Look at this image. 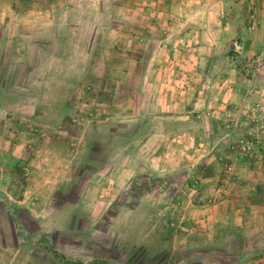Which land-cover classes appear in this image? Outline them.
Masks as SVG:
<instances>
[{
    "label": "rangeland",
    "instance_id": "1",
    "mask_svg": "<svg viewBox=\"0 0 264 264\" xmlns=\"http://www.w3.org/2000/svg\"><path fill=\"white\" fill-rule=\"evenodd\" d=\"M62 1L0 0V102L14 104L1 127L22 136L25 163L15 168L29 196L19 212L0 199V264H264L259 217L223 205L226 197L264 201L259 59L234 38L217 44L208 65L193 58L191 38L174 41L172 27L195 20L184 29L201 33L209 12L223 19L240 1L82 0L90 6L68 15L58 41L49 11ZM139 8L145 22H172L150 36L168 34L165 49L177 58L145 67L153 43L131 56L127 38L106 33ZM207 65L215 72L193 75ZM13 140L1 138L0 151Z\"/></svg>",
    "mask_w": 264,
    "mask_h": 264
},
{
    "label": "crops",
    "instance_id": "2",
    "mask_svg": "<svg viewBox=\"0 0 264 264\" xmlns=\"http://www.w3.org/2000/svg\"><path fill=\"white\" fill-rule=\"evenodd\" d=\"M73 1V2H71ZM212 3L209 2H202L203 5L209 6L216 2V0H211ZM240 2H237L236 4H228L226 5V9L224 10V17L220 20H215V15L212 14V12H209L211 14L208 21L202 22V27L206 28V31H202L201 33L199 31H191L188 33V31H185L184 27H189L190 23H193L194 28L195 24H199V21L193 20L192 22H185L183 20L177 21V23L173 24L172 27H175L174 32V41H181L185 38H191L192 41H194L195 49L193 51L191 50V54L194 59H202V60H208L209 61L215 59L217 56L218 48L221 46L219 45L217 47V44L224 43L225 47L226 44L232 43L234 38H237V41L240 42L245 46V57L248 58H256L259 59V75H264V0H239ZM82 0H63L62 2L55 5L53 8L50 9L49 13V20H51V23L53 25L52 33L51 35L53 37H58V41H60L62 32L64 31L66 25H70L71 21L69 20V14L73 12L79 11V6L85 4V7L90 6L89 3H82ZM115 2V1H114ZM198 3V2H197ZM115 7L125 9L122 3H116ZM200 4V3H199ZM2 5V3H0ZM203 5H195L194 11L199 10ZM82 7V6H81ZM145 10V9H144ZM148 10V9H146ZM133 12L132 19L129 22H121L116 21L113 19V25H111V30L106 29V33H109L111 35H115L117 37V41H121L125 38L128 40V51L131 53L130 55L133 56L136 53L137 45L140 47L143 45V47L151 42L156 47V51H150L144 53L145 55L142 56V60L144 61L145 67L146 64H148L149 60L155 59L154 57H159L162 59L163 57H166L167 54L170 58L174 57L177 58L178 55L174 54V51L176 49H165V42L167 43L166 36L169 37V35H162L161 33L150 36V30L153 31L157 28L162 29L163 27H166L169 29L168 26L172 25V22H169V20L164 19H153L149 22H145V20L141 19V13H143V9H134L129 10ZM200 11H203V8H201ZM2 12V9L0 8V13ZM218 12V11H217ZM60 15V13H63L64 21L60 23L59 21H56L55 17L53 15ZM215 18V19H214ZM233 19V20H232ZM4 18L0 22V26H3ZM6 21V20H5ZM119 25V26H118ZM199 25V26H200ZM101 26H105V24L102 21ZM191 26V25H190ZM127 28V29H125ZM180 28V29H179ZM172 29V28H171ZM179 29V30H178ZM144 31V33H143ZM165 29L163 28V34H165ZM138 33H142L139 36ZM103 34V32H102ZM106 35V34H103ZM108 35V34H107ZM65 36V35H64ZM98 41V40H96ZM102 41H104L102 39ZM146 47L144 49H146ZM163 47V48H162ZM182 50V47H178ZM226 49V48H225ZM170 50V53L169 51ZM190 53V52H189ZM140 55V54H139ZM56 58L57 55H54ZM137 56V55H136ZM145 56V57H144ZM191 56V57H192ZM136 57V62L137 59ZM149 65V64H148ZM197 65H200V63L197 61ZM206 66V68L201 66H195V68H192L193 75L200 76L204 74H212L215 72V66ZM211 65V63H210ZM162 66H155L153 69L156 71L157 74L163 70L161 68ZM154 71L151 70V74L154 73ZM258 71V70H257ZM1 77V76H0ZM6 77L0 79V87L6 88ZM14 82L16 80L10 79L8 82L9 89L13 87ZM199 104V103H198ZM13 102H0V137L1 138H12L14 139L12 141V146L10 150L0 151V156L5 155L4 158L0 157V199L4 197L8 201H14L16 203V206L19 211H25L27 208L23 206L29 199V196H26L27 192V183L26 179L21 178L20 175L16 173V166H19L21 162H23V157H25L24 151L21 148L22 144L20 141L22 140V136L19 134H13L9 133L8 130L5 132L4 129L1 127L2 121L11 119V116L5 112L7 108L13 107ZM21 121V120H20ZM9 133L10 135H8ZM0 138V139H1ZM15 139H19V141H15ZM24 147V146H23ZM15 149V150H14ZM14 150V151H13ZM29 154V153H26ZM6 159V160H4ZM3 164H2V163ZM25 163V162H23ZM14 166V167H13ZM18 168V167H17ZM15 169V170H14ZM24 177V176H23ZM17 184V193L16 195H12L9 192V185ZM264 182H262V185ZM238 187H243L246 185V182L243 184L242 180H239L237 183ZM258 185V184H257ZM259 186V185H258ZM264 186V185H263ZM261 187V186H260ZM21 194V195H20ZM24 197H23V196ZM28 197V198H27ZM253 196H251L246 202L241 197L236 198L235 200L233 198H224L223 202L225 204L224 210H231L232 207H243V211H245L246 214H250V216L253 217H259V223L261 224L259 227V233L264 234V201L259 204L253 199ZM32 202V200H29ZM249 201H251L254 205H250ZM241 203V204H240ZM245 203V204H244ZM33 204V203H32ZM243 204V205H242ZM262 204V205H261ZM259 205V208H258ZM34 210H29L28 215L32 219H37L38 216L33 214ZM35 217V218H34ZM13 220V219H10ZM263 226V227H262ZM23 243V242H22ZM18 249H21L24 247V244H19ZM16 248V247H15Z\"/></svg>",
    "mask_w": 264,
    "mask_h": 264
}]
</instances>
